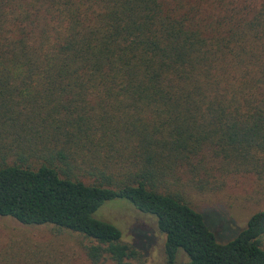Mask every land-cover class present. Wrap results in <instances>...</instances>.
I'll return each instance as SVG.
<instances>
[{
	"label": "trees",
	"instance_id": "16d2710c",
	"mask_svg": "<svg viewBox=\"0 0 264 264\" xmlns=\"http://www.w3.org/2000/svg\"><path fill=\"white\" fill-rule=\"evenodd\" d=\"M0 17V127L25 145L0 165V217L133 264L94 216L125 200L165 264H264V209L220 243L183 190L264 177V0H1Z\"/></svg>",
	"mask_w": 264,
	"mask_h": 264
},
{
	"label": "rangeland",
	"instance_id": "374dc122",
	"mask_svg": "<svg viewBox=\"0 0 264 264\" xmlns=\"http://www.w3.org/2000/svg\"><path fill=\"white\" fill-rule=\"evenodd\" d=\"M24 146L10 128L0 127V165L17 162L15 154L23 155ZM183 190L186 200L204 216L220 243L234 238L253 214L264 209V177L250 173L228 176L218 189L201 193L184 186ZM94 216L119 229L123 242L136 248L139 257L133 264H165V237L152 216L125 200L105 202ZM87 244L88 240L76 233L52 226H25L0 217V264H93L84 250ZM261 246L264 249V237ZM187 261L182 252L178 254L177 264ZM98 264L114 263L105 260Z\"/></svg>",
	"mask_w": 264,
	"mask_h": 264
}]
</instances>
